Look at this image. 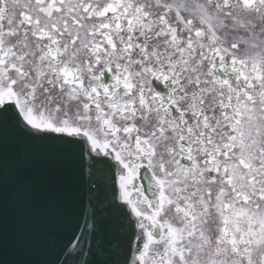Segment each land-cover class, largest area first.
I'll list each match as a JSON object with an SVG mask.
<instances>
[{"label": "snow or ice", "instance_id": "6c2138e0", "mask_svg": "<svg viewBox=\"0 0 264 264\" xmlns=\"http://www.w3.org/2000/svg\"><path fill=\"white\" fill-rule=\"evenodd\" d=\"M0 264H264V0H0Z\"/></svg>", "mask_w": 264, "mask_h": 264}, {"label": "water", "instance_id": "95a60500", "mask_svg": "<svg viewBox=\"0 0 264 264\" xmlns=\"http://www.w3.org/2000/svg\"><path fill=\"white\" fill-rule=\"evenodd\" d=\"M9 256L10 257H14L15 256V250L13 248V246L10 244L9 246Z\"/></svg>", "mask_w": 264, "mask_h": 264}]
</instances>
